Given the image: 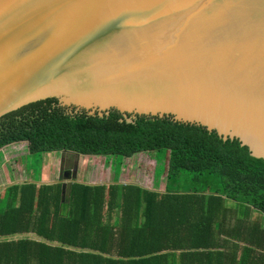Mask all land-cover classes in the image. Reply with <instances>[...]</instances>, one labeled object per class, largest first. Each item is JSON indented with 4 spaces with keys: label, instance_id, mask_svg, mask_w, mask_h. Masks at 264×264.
<instances>
[{
    "label": "water",
    "instance_id": "obj_1",
    "mask_svg": "<svg viewBox=\"0 0 264 264\" xmlns=\"http://www.w3.org/2000/svg\"><path fill=\"white\" fill-rule=\"evenodd\" d=\"M49 105L170 119L264 161V0H0V120Z\"/></svg>",
    "mask_w": 264,
    "mask_h": 264
},
{
    "label": "trees",
    "instance_id": "obj_2",
    "mask_svg": "<svg viewBox=\"0 0 264 264\" xmlns=\"http://www.w3.org/2000/svg\"><path fill=\"white\" fill-rule=\"evenodd\" d=\"M17 142L35 157L69 152L116 166L166 155L165 185L160 193L73 182L69 203L61 202V183L14 185L0 202V264H259L264 257V228L249 220L251 212L264 215V161L196 126L49 105L0 120V149ZM27 232L62 246L7 240Z\"/></svg>",
    "mask_w": 264,
    "mask_h": 264
},
{
    "label": "crops",
    "instance_id": "obj_3",
    "mask_svg": "<svg viewBox=\"0 0 264 264\" xmlns=\"http://www.w3.org/2000/svg\"><path fill=\"white\" fill-rule=\"evenodd\" d=\"M25 147L26 151H23L22 149ZM15 149L16 153L14 155L10 154V150ZM20 150V151H19ZM53 154L55 152H52ZM59 153H69V152H59ZM72 155H76L73 153H70ZM43 157H47L48 153L42 154ZM76 156H81V155H76ZM82 159L78 161V163H74L75 161L69 162L68 160H64L59 162L58 167L54 166L51 162V167L52 165L55 167V169L50 167L49 169H46V163L45 166L41 167V171L36 168H34L33 165L28 167V163H37V160H34L35 155H31L28 151V146L26 142H17V143H12L9 144V146L2 147L0 149V202L4 198L6 194V190L14 185H21L23 183H35L37 185H42V184H60L59 182L60 178L62 175H64V172L66 170H71L72 172H75L76 174V182L78 183H83V184H88V185H108V184H114V183H122V184H137L145 189H149L139 183L138 181H124V182H98V181H91V179H88L87 177H90L89 175L87 176L86 173V167L84 166V156H81ZM41 159H43L41 157ZM16 164L18 166L16 167ZM42 164V162H41ZM38 165H40L38 163ZM50 165V164H49ZM56 165V164H55ZM92 170V169H91ZM94 171V170H93ZM19 172V174H18ZM90 173V171H89ZM32 175V178L30 175ZM36 175V176H35ZM29 176V178H27ZM95 176L94 172L93 175ZM97 180V179H96ZM165 181V180H164ZM164 185L163 184V189L162 190H157L160 193L164 192ZM149 190H155V189H149ZM70 201V199H69ZM68 201V203H69ZM61 202H65V200L62 199L61 197ZM250 221H255L257 218V221L260 222L261 227L264 228V215H261L260 217H256L257 214L255 212L250 213ZM15 235H22V237H18L15 240H21V239H28L32 240L35 242H41L46 244L45 242L41 241L42 238L41 236H38L35 232H27V233H19ZM13 235V236H15ZM12 237V236H11ZM14 240V239H13ZM45 241H48L44 239ZM50 242V241H48ZM51 243H59V242H51ZM60 244V243H59ZM49 245V244H47ZM55 246V245H51ZM62 246V245H61ZM55 247H60V246H55ZM69 250H73L70 247H68ZM78 251V250H76ZM259 254H262V251H259ZM264 255V253H263ZM261 257L262 259L259 260V264H264V257Z\"/></svg>",
    "mask_w": 264,
    "mask_h": 264
},
{
    "label": "rangeland",
    "instance_id": "obj_4",
    "mask_svg": "<svg viewBox=\"0 0 264 264\" xmlns=\"http://www.w3.org/2000/svg\"><path fill=\"white\" fill-rule=\"evenodd\" d=\"M22 150L26 151L25 147ZM9 152L11 155H14L16 153V150L12 149ZM41 157L43 159H41ZM65 159L68 160L69 162L75 161L74 163L76 162L78 163V161L82 159V157L72 155L70 153H59V152H55L54 154L48 153V156L46 158L43 157V155L36 156L34 160H37L38 162L28 163V167L33 165L34 168H36V170L39 168L38 169L39 172V170L41 171V167L45 166V163L47 164L45 168L49 169L51 167L52 161H54L52 162L53 165L58 167L59 162L64 161ZM38 163L40 165H38ZM83 164L87 169L86 170L87 176L88 175L90 176L87 178L91 179V181L94 182L95 181L98 182L99 181L100 182L138 181L139 183H141L142 185H144L149 189L162 190L163 184L165 182L164 170L166 168L167 162H166V155L164 156V158H162V160L157 161L154 154H139L131 159L122 160L121 165L119 166H116L113 163L112 159H107L105 157H94V156L85 157ZM53 165L52 167L55 169ZM17 166L18 164H16V167ZM159 166L162 167V173L157 177L156 169ZM114 167L115 169L119 168V171L115 170ZM93 172L95 176H92ZM30 176L32 178V175ZM27 178H29V176Z\"/></svg>",
    "mask_w": 264,
    "mask_h": 264
}]
</instances>
